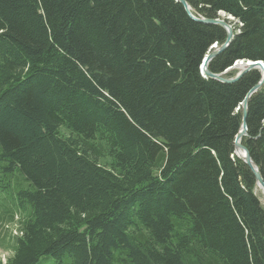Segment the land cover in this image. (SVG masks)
<instances>
[{
    "label": "trees",
    "instance_id": "1",
    "mask_svg": "<svg viewBox=\"0 0 264 264\" xmlns=\"http://www.w3.org/2000/svg\"><path fill=\"white\" fill-rule=\"evenodd\" d=\"M185 1L237 20L211 72L264 62V0ZM225 35L175 0H0V219L17 230L0 264H264L263 196L234 154L260 75L199 69ZM246 124L264 180V85Z\"/></svg>",
    "mask_w": 264,
    "mask_h": 264
},
{
    "label": "water",
    "instance_id": "2",
    "mask_svg": "<svg viewBox=\"0 0 264 264\" xmlns=\"http://www.w3.org/2000/svg\"><path fill=\"white\" fill-rule=\"evenodd\" d=\"M175 1L181 3L186 13L194 21H197L203 24L219 25L225 30L226 35H225L224 42L221 45H218L217 43H213L201 60L199 69H200L201 74L204 77L215 79L222 83H234L243 74H245L251 69H256L259 72V75H260L259 80L247 91L243 101L240 103L241 124H240L239 130L237 131L234 137V154L238 158H240L252 171L254 178H255L256 185L258 189L261 191L262 196H263V201H264V180L260 174V171L257 165L252 160L248 152V149L241 142L242 137L245 136L247 132L246 118L248 114L249 98L262 85H264V62L261 60H249V59L248 60H237L233 63L232 66L226 68L225 70L219 73L211 72L208 68L210 61L216 55L222 52L233 40L235 32H234L233 25L228 22V19L230 18L234 19V17L230 14L225 13L224 11H220L218 13L217 18H206V17L196 16L193 13H191L190 8L185 0H175ZM223 15L226 17L224 18ZM233 69H238V72L232 76H228V73L232 71ZM259 69L263 71V74H261ZM238 109L239 108H237V110Z\"/></svg>",
    "mask_w": 264,
    "mask_h": 264
},
{
    "label": "rangeland",
    "instance_id": "3",
    "mask_svg": "<svg viewBox=\"0 0 264 264\" xmlns=\"http://www.w3.org/2000/svg\"><path fill=\"white\" fill-rule=\"evenodd\" d=\"M230 19H228L230 21L229 23L232 25L236 24V19ZM16 231L15 224H6L0 219V260L3 262L12 255V235H15Z\"/></svg>",
    "mask_w": 264,
    "mask_h": 264
},
{
    "label": "bare ground",
    "instance_id": "4",
    "mask_svg": "<svg viewBox=\"0 0 264 264\" xmlns=\"http://www.w3.org/2000/svg\"><path fill=\"white\" fill-rule=\"evenodd\" d=\"M223 17H225L224 15H223ZM231 20V19H230ZM228 22H230L229 20H228ZM234 28V27H233ZM260 70V72H261V74H263V71L261 70V69H259ZM216 81V80H215Z\"/></svg>",
    "mask_w": 264,
    "mask_h": 264
}]
</instances>
